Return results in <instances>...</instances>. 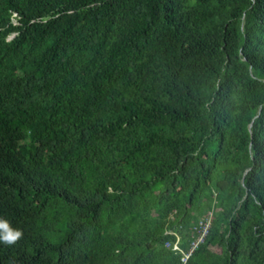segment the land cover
Instances as JSON below:
<instances>
[{"label": "trees", "instance_id": "obj_1", "mask_svg": "<svg viewBox=\"0 0 264 264\" xmlns=\"http://www.w3.org/2000/svg\"><path fill=\"white\" fill-rule=\"evenodd\" d=\"M208 217L186 264H264V0H0V264H182Z\"/></svg>", "mask_w": 264, "mask_h": 264}, {"label": "built area", "instance_id": "obj_2", "mask_svg": "<svg viewBox=\"0 0 264 264\" xmlns=\"http://www.w3.org/2000/svg\"><path fill=\"white\" fill-rule=\"evenodd\" d=\"M210 223H211V217H208L205 220H201L198 225H197V236L196 238L190 243L187 251H183L180 247V238L174 234L176 236V241L173 242V244L171 243H166V247L170 248L171 250H173L174 252L180 253L181 254V263L182 264H186L187 260L190 258V256L192 255V253L197 249L198 245L201 244L204 239L206 238V236L208 235L209 232V228H210Z\"/></svg>", "mask_w": 264, "mask_h": 264}, {"label": "clouds", "instance_id": "obj_3", "mask_svg": "<svg viewBox=\"0 0 264 264\" xmlns=\"http://www.w3.org/2000/svg\"><path fill=\"white\" fill-rule=\"evenodd\" d=\"M15 18L16 17L12 18V20L14 24H17ZM21 236L22 232L19 229H13L9 226L7 221L0 220V243L12 245Z\"/></svg>", "mask_w": 264, "mask_h": 264}, {"label": "bare ground", "instance_id": "obj_4", "mask_svg": "<svg viewBox=\"0 0 264 264\" xmlns=\"http://www.w3.org/2000/svg\"><path fill=\"white\" fill-rule=\"evenodd\" d=\"M31 62H32V61H31ZM27 64H28V63H27ZM35 67H36V66H35ZM27 68H29V67H27ZM33 68H34V66H33ZM44 68H45V67H44ZM29 70H30V69H29ZM38 71H39V69H38ZM36 74H37V73H36ZM41 74H43V73H41ZM46 77H47V76H46ZM80 79H81V77H80ZM80 79H79V80H80ZM45 80H46V79H45ZM35 82H36V81H35ZM48 82H49V81H48ZM35 85H36V84H35ZM49 85H51V84H49ZM49 85H48V86H49ZM52 85H53V84H52ZM75 86H76V85H75ZM75 86H74V88H75ZM50 87H51V86H50ZM69 89H70V88H69ZM71 90H72V89H71ZM52 93H53V92H52ZM35 97H36V96H35ZM37 99H38V98H37Z\"/></svg>", "mask_w": 264, "mask_h": 264}]
</instances>
